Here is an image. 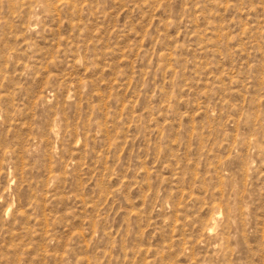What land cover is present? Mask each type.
Listing matches in <instances>:
<instances>
[{"label":"rangeland","instance_id":"374dc122","mask_svg":"<svg viewBox=\"0 0 264 264\" xmlns=\"http://www.w3.org/2000/svg\"><path fill=\"white\" fill-rule=\"evenodd\" d=\"M0 264H264V0H0Z\"/></svg>","mask_w":264,"mask_h":264}]
</instances>
